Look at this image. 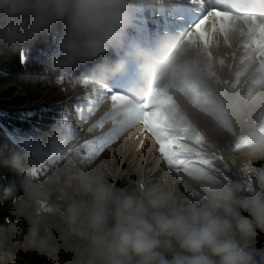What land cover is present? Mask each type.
<instances>
[{
  "label": "clouds",
  "instance_id": "1",
  "mask_svg": "<svg viewBox=\"0 0 264 264\" xmlns=\"http://www.w3.org/2000/svg\"><path fill=\"white\" fill-rule=\"evenodd\" d=\"M191 4L0 0V59L51 37L46 70L59 78L83 67V83L95 91L133 71L125 104L108 105L122 117L110 134L131 127L128 113L143 103L145 88L162 83L139 25L179 17ZM183 95L174 99L177 117L189 108L202 114L185 135L201 138L194 151L208 163L177 172L164 161L159 178L135 187L113 182L97 158L67 153L61 145L69 129L60 117L46 129L6 130L9 154L0 163L10 175L0 206L9 202L10 222H0V264H18L21 255L41 264H264V97L245 105L222 93L197 102Z\"/></svg>",
  "mask_w": 264,
  "mask_h": 264
},
{
  "label": "rangeland",
  "instance_id": "2",
  "mask_svg": "<svg viewBox=\"0 0 264 264\" xmlns=\"http://www.w3.org/2000/svg\"><path fill=\"white\" fill-rule=\"evenodd\" d=\"M210 1H215L221 7L207 9L202 16H196V20L211 17L212 21H216L217 12L228 13L233 19L223 28L217 26L214 33H211L212 24L209 23L211 39L208 45L202 44L198 38L189 39L190 21L178 20L181 16L165 19L163 27H160L164 29L162 31H159L156 23H149L148 20L139 25L143 46L154 56L156 75L162 80L158 86L145 88L141 96L143 102L154 92L166 94L177 101L184 99V93L191 97L193 91L197 93L198 100L222 93L245 105L258 103L264 97V34L261 33L264 27V0H249L247 5H243L244 10L237 12L224 9L229 0ZM176 22L186 27L180 29ZM167 40L169 43H166ZM133 78L134 72L130 70L128 74L111 79L103 89L95 91L91 85L59 78L53 94L56 100L46 94L40 102L31 105H1L0 112L9 114L11 110H16L21 116H28L36 105L59 107L69 129L63 149L74 154L84 142L107 136L113 122L122 119L114 110L110 111L108 105L112 103L113 92L129 95ZM201 117L202 114L194 108L188 109L186 118L183 115L177 117L175 111L174 118L182 121L184 129L178 130L173 118L169 131L173 135H185L189 122ZM185 143L193 150L199 148L191 140ZM97 160L113 182L125 174H131L137 180H155L162 174L164 163L155 140L143 131V125L139 123L124 128L103 149Z\"/></svg>",
  "mask_w": 264,
  "mask_h": 264
},
{
  "label": "trees",
  "instance_id": "3",
  "mask_svg": "<svg viewBox=\"0 0 264 264\" xmlns=\"http://www.w3.org/2000/svg\"><path fill=\"white\" fill-rule=\"evenodd\" d=\"M54 47L51 37L41 38L26 52L22 63L21 54L12 55L7 59H0V106L19 107L38 103L46 95L53 96L58 73L46 70V54ZM90 67V65H89ZM87 72L85 68L65 76L71 83L83 84ZM2 87V88H1ZM56 97L53 96L52 99ZM28 116H21L16 110L9 114L0 112V161L9 154L8 141L5 138L6 130L20 129L27 131L33 127L46 129L53 120L62 118L61 109L57 106L46 107L44 104L36 105ZM64 148V144L61 145ZM6 167L0 163V199H3L2 189L6 186L9 178ZM136 177L125 174L115 181L118 185L135 187ZM9 202L0 206V222H5L9 217ZM18 264H41V261L31 255H21Z\"/></svg>",
  "mask_w": 264,
  "mask_h": 264
},
{
  "label": "snow or ice",
  "instance_id": "4",
  "mask_svg": "<svg viewBox=\"0 0 264 264\" xmlns=\"http://www.w3.org/2000/svg\"><path fill=\"white\" fill-rule=\"evenodd\" d=\"M196 0H193L195 3ZM216 21H212L211 17H204L199 20L190 19L191 27L189 28V39L199 41L208 45L211 39V33H214L217 26L223 28L227 26L233 19L228 13H215ZM209 23L212 24L211 33L208 30ZM261 33L264 34V27L261 28ZM22 63L24 56H21ZM107 98V97H105ZM193 102L198 101V96L195 91L191 93ZM126 97L123 94L113 92L111 100L115 108L122 107L126 102ZM176 106L174 100L163 93L154 92L146 101H144L136 110L128 113V126H134L139 123L143 125V131L148 132L158 145L159 155L163 158L166 164L176 170L184 169L185 171L192 169L197 164H207L208 161L200 158V154L189 147L185 141L191 140L195 144L201 143V138L187 135H173L169 131L170 124L173 121ZM124 127L115 129L112 133L98 140H89L77 149L83 161H94L103 149L119 136ZM91 131V129H89ZM43 173H38L40 175ZM10 222V221H5Z\"/></svg>",
  "mask_w": 264,
  "mask_h": 264
},
{
  "label": "bare ground",
  "instance_id": "5",
  "mask_svg": "<svg viewBox=\"0 0 264 264\" xmlns=\"http://www.w3.org/2000/svg\"><path fill=\"white\" fill-rule=\"evenodd\" d=\"M236 5H239V6L237 7ZM214 7H221V6H219V4L217 5V3L215 1L196 0L195 3L191 4L190 9L185 8V9H182L178 13L179 15H181V18H179L178 20H181L183 22L188 21V20L190 21V19L196 18V16L197 17L202 16L204 14V12L207 11V9L209 10L211 8H214ZM243 8H244V6L240 3H238V0H229V3L226 4V7L224 6V9L232 10L235 12H237L238 10H242ZM167 18H168V16H163V17H160L159 19L158 18L155 19L154 17H150L147 20L149 23L150 22L156 23L157 24L156 27L159 29V31H162L164 29H160V27H163L162 23L165 22V19H167ZM176 24H177V22H176ZM177 25H178V27H180V29H182L183 27H186L185 24L183 25V24L178 23ZM156 32H158V30H156ZM166 43H169L168 40L166 41Z\"/></svg>",
  "mask_w": 264,
  "mask_h": 264
}]
</instances>
